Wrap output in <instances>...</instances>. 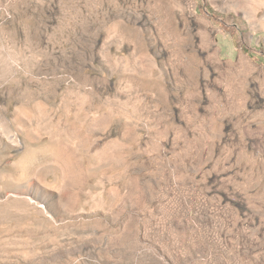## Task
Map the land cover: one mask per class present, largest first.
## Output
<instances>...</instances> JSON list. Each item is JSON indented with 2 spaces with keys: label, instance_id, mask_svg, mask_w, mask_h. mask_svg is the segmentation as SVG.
<instances>
[{
  "label": "rangeland",
  "instance_id": "rangeland-1",
  "mask_svg": "<svg viewBox=\"0 0 264 264\" xmlns=\"http://www.w3.org/2000/svg\"><path fill=\"white\" fill-rule=\"evenodd\" d=\"M0 264H264V0H0Z\"/></svg>",
  "mask_w": 264,
  "mask_h": 264
}]
</instances>
